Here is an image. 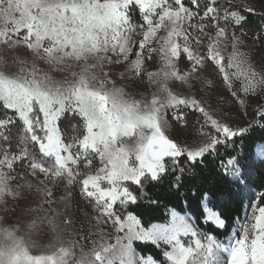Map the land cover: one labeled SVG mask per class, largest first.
Masks as SVG:
<instances>
[{"label": "snow or ice", "instance_id": "1", "mask_svg": "<svg viewBox=\"0 0 264 264\" xmlns=\"http://www.w3.org/2000/svg\"><path fill=\"white\" fill-rule=\"evenodd\" d=\"M0 264H264V0H0Z\"/></svg>", "mask_w": 264, "mask_h": 264}, {"label": "rangeland", "instance_id": "2", "mask_svg": "<svg viewBox=\"0 0 264 264\" xmlns=\"http://www.w3.org/2000/svg\"><path fill=\"white\" fill-rule=\"evenodd\" d=\"M218 238L221 240H227V236L226 235H218Z\"/></svg>", "mask_w": 264, "mask_h": 264}]
</instances>
